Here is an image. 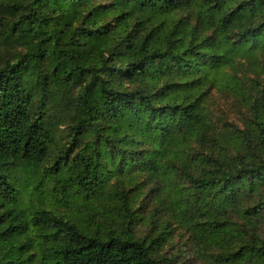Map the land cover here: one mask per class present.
<instances>
[{
  "label": "trees",
  "instance_id": "trees-1",
  "mask_svg": "<svg viewBox=\"0 0 264 264\" xmlns=\"http://www.w3.org/2000/svg\"><path fill=\"white\" fill-rule=\"evenodd\" d=\"M3 1L21 12L2 41L27 52L0 68V264H164L135 236L137 191L108 193L120 196L112 231L95 228L93 212L84 223L14 205L10 171L43 166L55 144L36 101L54 106L79 85L70 147L53 167L74 197L101 210L113 176L171 171L185 184L165 195L154 230L182 229L215 264H264V82L251 96L211 75L264 53V0ZM179 13L197 25H169ZM229 85L250 108L233 159L205 105L212 86Z\"/></svg>",
  "mask_w": 264,
  "mask_h": 264
},
{
  "label": "rangeland",
  "instance_id": "rangeland-1",
  "mask_svg": "<svg viewBox=\"0 0 264 264\" xmlns=\"http://www.w3.org/2000/svg\"><path fill=\"white\" fill-rule=\"evenodd\" d=\"M20 12L13 6L6 7L5 2L0 0V68L7 62L15 63L19 54L27 52V49L21 46L4 45L1 38V33L5 28L19 19ZM179 17H187L193 26L198 23V19L194 18L192 13L173 15L168 18L167 23L172 25ZM226 73L238 83L242 91L254 96L253 84L264 82V53L258 52L256 59L251 61L240 58L236 61L234 69L213 70L211 75L216 77L219 84H223L226 80ZM80 92L81 86L79 85L72 90L69 96L54 101V106L50 104L41 107V98L36 101V112L41 114L42 111L44 121L55 134V144L52 147L49 162L43 166L10 171L14 186L18 190L14 205L18 209H23L26 214L46 209L59 216H74L84 223L91 222L89 214L93 212L97 223L95 228L112 231L122 224V219L118 217L119 212L116 210L120 196L110 197L108 193L118 191L120 194L124 189H131L130 199L135 191L141 193L135 200L131 199L132 210L141 217V220L135 222L133 226L135 236L153 245L157 249V257L164 264H215L210 253L203 250V247L182 229L176 228L169 235L164 236H162L161 230H154L159 219L165 213V208L161 205L165 195H173L176 189L182 186L181 184H185L179 178L175 182L173 180L175 175L171 171L166 170L167 176L160 179L151 178L148 174L139 172H133L131 175L123 173L113 176L110 178L105 192V195L107 194L105 206L101 210H98V203L93 199L86 201L78 194L74 197V193L68 191L67 183L55 175L53 167L56 165L58 156L70 147L75 102L80 96ZM247 100L248 97L237 92L233 85H229L227 88L226 86H212L206 99L205 105L214 130L218 135H221V140L224 141L232 159L236 157L232 137L247 130L248 127L250 108ZM194 146L197 145L194 144ZM76 153L75 150H72V156ZM115 164L117 163L112 165ZM111 169L113 168L111 167Z\"/></svg>",
  "mask_w": 264,
  "mask_h": 264
}]
</instances>
